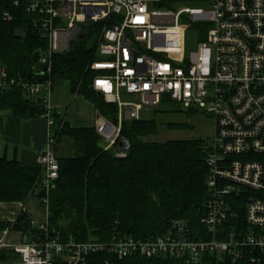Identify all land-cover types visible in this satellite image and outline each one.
<instances>
[{
	"label": "built area",
	"instance_id": "1",
	"mask_svg": "<svg viewBox=\"0 0 264 264\" xmlns=\"http://www.w3.org/2000/svg\"><path fill=\"white\" fill-rule=\"evenodd\" d=\"M162 1L31 0L25 10L40 16L36 24L46 46L34 50L35 65L46 75L52 54L66 51L85 22L104 21L96 58L87 69L92 72L90 89L116 106L114 122L97 113L93 123L102 148L112 149L115 157H124L129 147L119 134L121 121L138 119L165 100L185 110L198 107L211 117L201 232L194 238L187 221L176 218L161 234L144 239L115 232L106 241H75L60 239L45 220L33 225L35 230L19 232L14 244L0 239V251L11 252L12 264H114L128 256L173 257L180 264H205L207 256H214L235 264L263 258L264 0H198L203 6L157 8ZM182 15L208 26L196 50L173 61L169 55ZM109 16L115 21L106 23ZM13 84L41 102V117L50 128V79L15 81L0 65V90ZM37 162L32 195L46 210L58 177L52 135ZM232 195H245V205L234 204Z\"/></svg>",
	"mask_w": 264,
	"mask_h": 264
},
{
	"label": "trees",
	"instance_id": "2",
	"mask_svg": "<svg viewBox=\"0 0 264 264\" xmlns=\"http://www.w3.org/2000/svg\"><path fill=\"white\" fill-rule=\"evenodd\" d=\"M29 1L0 0V65L7 77L28 82L47 77L52 84L66 81L71 94L81 95L96 113L114 122L115 104L105 102L90 89L92 72L87 69L88 62L96 58L97 36L104 21L84 23L81 35L71 40L66 51L53 53L48 75L42 74L35 65L34 50L44 48L46 38L36 24L39 14L25 10ZM165 1L160 5L171 6L174 0ZM113 21L112 16L105 20ZM0 110L21 118L41 117L44 112L40 101L26 97L15 84L0 90ZM51 117L49 134L54 137L58 177L48 193L46 223L60 239L106 241L115 232L144 239L161 234L176 218L187 221L194 238L199 235L206 194L203 139L146 140L144 137L157 132L154 116L122 120L119 134L128 140L129 147L119 158L112 149L102 148L92 125L70 126L56 111ZM37 174L38 167L23 166L15 157L0 155V201L22 203L34 196ZM231 199L236 204L243 202L245 195H232ZM6 227L20 232L35 230L24 211H19L11 223L0 222V229ZM5 258H9L7 252L0 251V259ZM114 264L180 261L128 256L115 259ZM205 264L228 263L207 256ZM235 264H264V256L258 263L244 258Z\"/></svg>",
	"mask_w": 264,
	"mask_h": 264
},
{
	"label": "crops",
	"instance_id": "3",
	"mask_svg": "<svg viewBox=\"0 0 264 264\" xmlns=\"http://www.w3.org/2000/svg\"><path fill=\"white\" fill-rule=\"evenodd\" d=\"M63 82L60 85H52L49 96V104L58 114H60L58 108L65 105L64 103L68 101L70 95H72V102L74 96L75 98L79 96L71 94L67 82ZM86 102L84 98L79 96L75 99V107L80 108V105ZM89 106L96 117L97 113L93 110L90 103ZM87 113L73 121L79 123L78 126H91L89 120L85 118ZM64 119L66 118L64 117ZM86 121L88 122L86 123ZM48 135L49 126L43 117L21 118L12 115L8 110H0V155H4L6 158L15 157L23 166L38 167L39 172L37 154L45 145ZM19 211L26 213L31 225H36L46 220V210L40 206L34 196H29L22 203L0 201V222H13ZM19 232L16 229L2 228L0 229V239L5 240L6 243L14 244L19 239ZM5 252H7L9 258L0 259V264H12L13 255L9 251Z\"/></svg>",
	"mask_w": 264,
	"mask_h": 264
},
{
	"label": "rangeland",
	"instance_id": "4",
	"mask_svg": "<svg viewBox=\"0 0 264 264\" xmlns=\"http://www.w3.org/2000/svg\"><path fill=\"white\" fill-rule=\"evenodd\" d=\"M165 2H167V0ZM196 6L203 5L198 0H174L171 6H167L166 4H159L156 7L176 9L179 7ZM85 23L87 24V22ZM178 23L180 25V30L177 31L173 36L174 53L169 55V58L173 61L187 59L189 55L196 50L198 43L202 40V35L205 34V30L208 26L207 23L203 20H192L185 15H182L180 17ZM79 34L81 35L80 32H78L76 35ZM60 83L64 82H59L57 84L60 85ZM73 98L74 100L72 102V95H70L68 101L64 103L65 105H62L63 107L58 108L59 113L63 116L62 121L67 120L70 126H78L79 123H75V121L73 120H77L78 117L84 116V114L89 111L86 114L85 118L86 120H89V123L93 126L96 117L95 113L92 112V109L89 108L90 102L86 100V103H82L80 105V108H77L75 107V96ZM121 99L125 100L122 95ZM191 110L192 111L189 112L188 109H182L172 101L165 100L159 107L144 111L142 113V116H144L145 118L154 116L157 120L156 134L144 137V139L151 141H165L167 139L200 138L206 142V146L207 142L213 134V121L209 115H207L198 107H194V109ZM64 117L66 119H64ZM87 122L88 121H86V123ZM241 205L244 206L245 203L242 202Z\"/></svg>",
	"mask_w": 264,
	"mask_h": 264
},
{
	"label": "water",
	"instance_id": "5",
	"mask_svg": "<svg viewBox=\"0 0 264 264\" xmlns=\"http://www.w3.org/2000/svg\"><path fill=\"white\" fill-rule=\"evenodd\" d=\"M97 95H99V94L97 93Z\"/></svg>",
	"mask_w": 264,
	"mask_h": 264
}]
</instances>
